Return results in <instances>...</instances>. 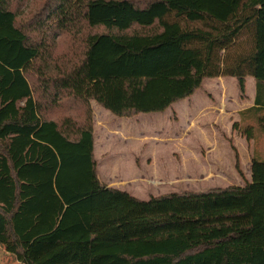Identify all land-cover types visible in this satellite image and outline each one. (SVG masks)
I'll use <instances>...</instances> for the list:
<instances>
[{
    "label": "trees",
    "instance_id": "obj_1",
    "mask_svg": "<svg viewBox=\"0 0 264 264\" xmlns=\"http://www.w3.org/2000/svg\"><path fill=\"white\" fill-rule=\"evenodd\" d=\"M25 1L0 0V244L25 264H264V159L243 187L141 200L101 181L92 108L164 113L221 77L246 99L252 77L232 129L264 134V0Z\"/></svg>",
    "mask_w": 264,
    "mask_h": 264
},
{
    "label": "rangeland",
    "instance_id": "obj_2",
    "mask_svg": "<svg viewBox=\"0 0 264 264\" xmlns=\"http://www.w3.org/2000/svg\"><path fill=\"white\" fill-rule=\"evenodd\" d=\"M28 2L21 5L20 15L31 12ZM196 26L200 25L190 24ZM67 46V41L58 42L54 55L62 54ZM200 90L203 102L197 103L203 109L193 116L188 114L185 101L164 113L127 118L110 112L108 117L97 114L96 158L101 181L129 185L144 200L175 192L243 187L249 182L253 155L264 159V134L256 128L255 139L247 141L236 131L228 132L239 111L238 103L244 100L236 79H208ZM0 264L25 263L12 244H3Z\"/></svg>",
    "mask_w": 264,
    "mask_h": 264
},
{
    "label": "crops",
    "instance_id": "obj_3",
    "mask_svg": "<svg viewBox=\"0 0 264 264\" xmlns=\"http://www.w3.org/2000/svg\"><path fill=\"white\" fill-rule=\"evenodd\" d=\"M246 81H247L246 99H244L240 105L238 103L239 111L236 113V115L234 117V120H233V123H230V126L228 127V132H230V133L233 132V129H232L233 124L235 122H239L240 121L239 113L241 111L246 110V109L253 108L254 105H255L256 88H255L254 79L252 77H247ZM202 94H203V91L202 90H199L192 97L183 100V101H185V107H186L187 112H188V114L190 116H193V114L197 113V111L198 112H201L202 111L203 108L200 107L201 104H198L197 103V102H200L201 103V101H202L201 100ZM99 107L100 106L96 102H92V108H93V112H94V128H95V152H94L95 153V158L97 157V151H98V143H97L98 137L96 136V130H97V122H99V121H97V117L96 116H97V114H99V115L102 114V115H105L106 117H108L107 115H110V114H108L109 111L107 112V110H103L102 107H100V108ZM99 154L101 156V153L100 152H99ZM96 160H97V158H96ZM97 162H98V160H97ZM250 181H251V179H250ZM106 185L108 187H111V188L119 189V190H122V191H127L132 196L141 199L139 196H137V195L134 194L135 193V190H133L132 188H130L129 185L126 186V185H122L120 183H117L116 184L114 182L112 184L111 183H108ZM141 200H144V199H141ZM0 245H3V244H0Z\"/></svg>",
    "mask_w": 264,
    "mask_h": 264
}]
</instances>
